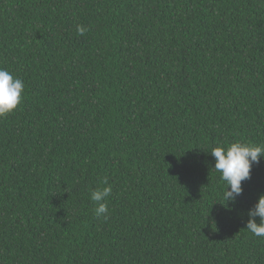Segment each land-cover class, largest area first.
<instances>
[{
  "label": "trees",
  "instance_id": "obj_1",
  "mask_svg": "<svg viewBox=\"0 0 264 264\" xmlns=\"http://www.w3.org/2000/svg\"><path fill=\"white\" fill-rule=\"evenodd\" d=\"M0 68V264H264V158L228 206L211 156L264 145V0H0Z\"/></svg>",
  "mask_w": 264,
  "mask_h": 264
},
{
  "label": "clouds",
  "instance_id": "obj_2",
  "mask_svg": "<svg viewBox=\"0 0 264 264\" xmlns=\"http://www.w3.org/2000/svg\"><path fill=\"white\" fill-rule=\"evenodd\" d=\"M85 31L83 26H77L79 35H84ZM24 89L25 84L20 78L0 68V118L11 115L23 102ZM211 156L215 158L214 170L220 173V178L225 185L223 200L229 206L235 204L237 197L242 195L244 191L242 182L251 178L253 166L258 165L264 158V145L235 142L227 147H213ZM104 183L107 184V181L105 180ZM111 192V186L91 191L90 199L96 205L93 211L97 218H108L107 198ZM248 216L247 231L256 237L264 238V195H260L258 202L249 210Z\"/></svg>",
  "mask_w": 264,
  "mask_h": 264
}]
</instances>
